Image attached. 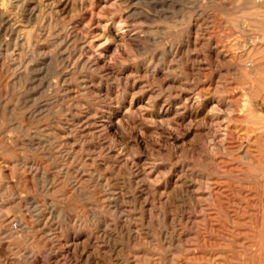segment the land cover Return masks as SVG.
<instances>
[{"label":"rangeland","instance_id":"obj_1","mask_svg":"<svg viewBox=\"0 0 264 264\" xmlns=\"http://www.w3.org/2000/svg\"><path fill=\"white\" fill-rule=\"evenodd\" d=\"M105 1L0 0V263L264 264V0Z\"/></svg>","mask_w":264,"mask_h":264},{"label":"bare ground","instance_id":"obj_2","mask_svg":"<svg viewBox=\"0 0 264 264\" xmlns=\"http://www.w3.org/2000/svg\"><path fill=\"white\" fill-rule=\"evenodd\" d=\"M90 1H91V0H90ZM106 1H107V0H106ZM106 1H105V2H106ZM131 1H132V0H131ZM151 1H152V0H151ZM123 2H124V1H123ZM125 2H127V0H126ZM244 2L246 3V1H244ZM86 3H88V1H87ZM245 3H244V4H245ZM106 4H107V3H106ZM122 4H123V3H122ZM109 6H110V5H109ZM120 6H121V5H120ZM246 6H247V5H246ZM87 7H88V6H87ZM247 7H248V6H247ZM250 8H251V7H250ZM250 8H249V9H250ZM102 9H103V8H102ZM34 12H35V10H34ZM134 12H135V11H134ZM134 12H133V13H134ZM30 14H31V13H30ZM32 15H33V14H32ZM103 15H104V14H103ZM97 20H98V19H97ZM125 20H126V19H125ZM124 23H125V22H124ZM122 28H123V27H122ZM125 28H126V26H125ZM125 28H124V29H125ZM118 29H119V28H118ZM67 30H68V29H67ZM146 31H147V30H146ZM127 32H128V30H127ZM134 32H135V31H134ZM76 33H77V32H76ZM124 33H125V32H124ZM129 33H130V32H129ZM137 33H138V32H137ZM70 34H71V33H70ZM70 34H69L68 37H70ZM125 34H126V33H125ZM132 34H133V33H132ZM127 35H128V34H127ZM75 36L78 37L77 35H75ZM133 36L135 37L136 35H133ZM137 36H138V35H137ZM140 36H142V35H140ZM195 36H196V35H195ZM68 37H67V38H68ZM73 37H74V36H73ZM121 37H122V36H121ZM26 38H27V37H26ZM58 38H59V37H58ZM67 38H66V40L63 39L64 41L61 39L63 42H62V43L59 42V46H58V47H61V45H62V44L64 45V43L67 44V43L69 42ZM70 38H71V37H70ZM70 38H69V39H70ZM126 38H127V37H126ZM131 38H132V37H131ZM162 38H163V37H162ZM71 39H72V38H71ZM71 39H70V40H71ZM77 39H78V38H77ZM83 39H84V38H83ZM139 39H140V38H139ZM57 40H60V39H57ZM61 40H60V41H61ZM78 40H79V39H78ZM86 40H87V39H86ZM91 40H92V39H91ZM91 40H90V41H91ZM131 40H135V39H131ZM136 40H137V39H136ZM136 40H135V41H136ZM76 41H77V40H76ZM87 41H88V40H87ZM70 42H71V41H70ZM70 42H69V43H70ZM73 42H75V41H73ZM83 42H84V41H83ZM129 42H130V41H129ZM86 43H87V42H86ZM133 43H134V42H133ZM139 43H140L141 45H143V44L141 43V40H140ZM60 44H61V45H60ZM71 44H72V43H71ZM81 44H82V42H81ZM134 44H135V43H134ZM134 44H133V45H134ZM69 45H70V44H69ZM82 45H83V44H82ZM85 45H86V44H85ZM89 45H90V44H89ZM138 45H139V44H138ZM74 46H75V45H74ZM77 46H78V45H77ZM93 46H94V45H93ZM134 46H135V45H134ZM139 46H140V45H139ZM54 47H55V46H54ZM80 47H81V46H80ZM87 47H88V46H87ZM63 48H64V47H63ZM84 48H85V47H84ZM138 48H139V47H138ZM67 49H68V48H67ZM71 49H72V47H71ZM74 49H75V48H74ZM79 49H80V48H79ZM81 49H83V48L81 47ZM95 49H96V48H95ZM134 49H136V48H134ZM56 50H59V49L57 48ZM56 50H55V51H56ZM62 50H63V49H62ZM85 50L89 51V50H91V49L88 50V48H87V49H85ZM204 50H205V49H204ZM87 51L85 52V54L89 55V54L87 53ZM92 51H93V50H92ZM29 52H30V51H29ZM29 52H28V53H29ZM42 52H44V51H42ZM63 52H64V51H63ZM66 52H68V51H66ZM83 52H84V51H83ZM94 52H96V50H94ZM99 52H100V51H99ZM54 53H55V52H53V53H51V54H54ZM68 53H70V51H69ZM72 53H73V52H72ZM76 53H77V52H76ZM90 53H91V52H90ZM92 53H93V52H92ZM92 53H91V54H92ZM59 54L61 55V53H59ZM70 54H71V53H70ZM79 54H80V52H79ZM82 54H83V53H82ZM96 54H98V53H96ZM68 55H69V54H68ZM68 55H67V56H68ZM63 56H64V55H63ZM98 56H99V55H98ZM98 56H97V57H98ZM54 57H57V56H54ZM58 57H59V56H58ZM58 57H57V58H58ZM68 57H69V56H68ZM49 58H50V56H49ZM66 58H67V57H66ZM51 59H52V58H51ZM55 59H56V58H55ZM59 59H60V58H59ZM68 59H69V58H68ZM99 59H100V58H99ZM99 59H98V60H99ZM218 59H219V58H218ZM53 60H54V58H53ZM57 60H58V59H57ZM87 60H88V59H87ZM100 60H101V59H100ZM195 60H196V59H195ZM93 61H94V60H93ZM235 62H236V61H235ZM81 63H82V62H81ZM83 63H84V62H83ZM83 63H82V64H83ZM95 63H96V61H95ZM101 63H102V62H101ZM82 64H81V65H82ZM97 64H98V63H97ZM140 64H141V63H140ZM100 65H101V64H100ZM102 65H103V64H102ZM251 65H252V64H251ZM89 66H90V64H89ZM94 66H95V65H94ZM195 66H196V65H195ZM97 69H98V68H97ZM99 71H100V69H99ZM47 72H48V71H47ZM112 72H113V71H112ZM135 72H136V71H135ZM188 72H189V71H188ZM198 72H199V71H198ZM104 73H105V72H104ZM104 73H103V74H104ZM178 73H179V72H178ZM28 74H29V72H28ZM68 74H69V73H68ZM146 74H147V73H146ZM116 75H117V74H116ZM116 75H115V76H116ZM157 75H158V74H157ZM109 76H110V75H109ZM161 76H162V75H161ZM169 76H170V75H169ZM32 77H33V76H32ZM52 77H53V76H52ZM82 77H83V76H82ZM195 77H196V76H195ZM63 78H64V77H63ZM84 78H85V77H84ZM112 78H113V77H112ZM34 79H35V78H34ZM78 79H80V78H78ZM263 79H264V78H263ZM63 80H64V79H63ZM80 80H81V79H80ZM83 80H84V79H83ZM83 80H81V81H82V82H81V86H82ZM113 80H114V79H113ZM113 80H112V81H113ZM191 80H192V79H191ZM126 81H127V80H126ZM85 82H86V78H85ZM100 83H101V81H100ZM87 85H88V84H87ZM202 89H203V88H202ZM105 90H106V89H105ZM100 91H101V89H100ZM104 94H105V93H104ZM33 98H34V97H33ZM61 99H62V97H61ZM107 106H108V104H107ZM65 110H66V109H65ZM39 111H40V110H39ZM74 112H75V111H74ZM78 113H79V112H78ZM78 113H77V114H78ZM80 116H81V115H80ZM101 118H102V117H101ZM66 121H67V120H66ZM89 123H90V122H89ZM71 128H72V127H71ZM106 128H107V127H106ZM89 131H90V130H89ZM91 131H92V130H91ZM222 132H223V131H222ZM99 134H100V133H99ZM74 135H75V134H74ZM43 137H44V136H43ZM86 137H87V136H86ZM229 137H230V136H228V138H229ZM231 137H233V136H231ZM228 138H227V139H228ZM221 140H222V139H221ZM230 140H231V139H230ZM30 141H31V140H30ZM36 141H37V140H36ZM211 141H212V140H211ZM224 141H225V140H224ZM228 141H229V140H228ZM37 142H38V141H37ZM231 142H232V141H231ZM231 142H230V143H231ZM235 142H236V141H235ZM30 143H31V142H30ZM73 143H74V142H73ZM81 143H82V142H81ZM218 143H219V142H218ZM57 144H58V143H57ZM226 144H227V142H226ZM35 146H36V145H35ZM39 146H40V145H39ZM78 146H79V145H78ZM211 146H212V145H211ZM229 146H230V145H229ZM103 147H104V146H103ZM213 147H214V146H213ZM33 148H35V147L33 146ZM94 149H95V148H94ZM250 150H251V149H250ZM250 150H249V151H250ZM252 151H253V150H252ZM99 153H100V152H99ZM244 153H246V152H244ZM13 154H14V153H13ZM201 154H202V153H201ZM246 154H249V153L247 152ZM219 155H220V154H219ZM243 155H244V154H243ZM71 157H72V156H71ZM238 157H239V156H238ZM246 157H247V156H246ZM246 157H245V158H246ZM201 158H202V157H201ZM248 158H249V157H248ZM248 158H246V159H248ZM250 158H251V157H250ZM11 159H13V158H11ZM107 159H108V158H107ZM255 160H257V159H255ZM16 161H17V160H16ZM16 161H15V162H16ZM35 161H36V160H35ZM221 161H222V160H221ZM255 162H256V161H255ZM257 162H258V161H257ZM25 163H26V162H25ZM25 163H24V164H25ZM263 163H264V162H263ZM39 164H40V163H39ZM218 164H219V162H218ZM21 165H22V164H21ZM40 165H41V164H40ZM92 165H94V164H92ZM27 166H28V165H27ZM27 166H26V167H27ZM30 166H31L32 168H35L34 170H37V171L40 170L39 165L36 164V163L34 164V163L32 162V164H30L28 167H30ZM257 166H258V165H257ZM257 166H256V167H257ZM23 167H24V165H23ZM235 167H236V166H235ZM261 167H263V166H261ZM247 168H248V167H247ZM41 169H42V168H41ZM257 169L259 170V167H258ZM29 170H30V169H29ZM43 170H44V169H43ZM261 170H262V169H261ZM263 170H264V169H263ZM27 171H28V169H27ZM40 171H41V170H40ZM229 171H230V170H229ZM33 172H35V171H33ZM94 172H95V171H94ZM41 173H42V172H41ZM95 173H96V172H95ZM39 175H40V173H39ZM236 175H237V174H236ZM36 176L38 177V175H36ZM103 176H104V175H103ZM41 177H42V176H41ZM115 177H116V176H115ZM261 177H262V176H261ZM26 178H27V177H26ZM47 178H48V177H47ZM99 178H100V177H99ZM206 178H207V177H206ZM240 178H243V177H240ZM78 179H79V178H78ZM261 179H262V178H261ZM261 179H260V180H261ZM26 180H27V179H26ZM41 180H42V178H41ZM82 180H83V179H82ZM245 180H246V179H245ZM260 180H258V181H260ZM263 180H264V176H263ZM103 181H104V180H103ZM101 182H102V181H101ZM101 182H100V183H101ZM105 182H106V180H105ZM43 183H45V182H43ZM102 183H104V182H102ZM106 183H107V182H106ZM106 183H105V184H106ZM221 183H223V182H221ZM262 183H263V182H262ZM22 184H23V183H22ZM25 184H26V183H25ZM30 184H31V183H30ZM74 184H75V183H74ZM79 184H80V183H79ZM215 184H216V183H215ZM62 185H63V184H62ZM233 185H234V184H233ZM245 185H246V184H245ZM259 185H260V184L258 183V186H259ZM23 186H24V185H23ZM23 186H22V187H23ZM103 186H104V185H103ZM108 186H109V185H108ZM208 186H209V185H208ZM214 186H215V185H214ZM214 186H213V187H214ZM235 186H236V185H235ZM135 187H136V186H135ZM232 187H233V186H232ZM245 187H246V186H245ZM262 187H263V186H262ZM105 188H106V187H105ZM196 188H197V187H196ZM241 188H243V187H241ZM247 188H248V187H247ZM263 188H264V187H263ZM24 189H25V188H24ZM48 189H49V188H48ZM235 189H236V188H235ZM235 189H234V190H235ZM245 189H246V188H245ZM245 189H244V190H245ZM104 190H106V189H104ZM211 190H212V189H211ZM225 190H226V189H225ZM234 190H233V191H234ZM239 190H240V189H239ZM242 190H243V189H242ZM252 190H253V189H252ZM3 191H4V190H3ZM79 191H80V190H79ZM115 191H116V190H115ZM245 191H246V190H245ZM247 191H248V189H247ZM122 192H123V191H122ZM220 192H221V191H220ZM258 192H259V191H258ZM261 192H262V191H261ZM108 193H109V192H108ZM212 193H213V192H212ZM216 193H217V192H216ZM218 193H219V192H218ZM221 193H222V192H221ZM249 193H250V191H249ZM249 193H248V194H249ZM64 194H65V193H64ZM67 194H68V193H67ZM141 194H142V193H141ZM190 194H191V193H190ZM225 194H226V193H225ZM15 195H16V194H15ZM91 195H92V194H91ZM213 195H214V194H213ZM216 195H217V194H216ZM221 195H223V194H221ZM235 195H236V194H235ZM252 195H253V194H252ZM210 197H211V196H210ZM243 197H244V196H243ZM247 197H248V196H247ZM250 197H251V196H250ZM14 198H15V197H14ZM33 198H34V197H33ZM213 198H214V197H213ZM223 198H224V197H223ZM12 199H13V198H12ZM218 199H219V198H218ZM221 199H222V198L219 199V201H220V203H219L220 206H222V205L224 204V203H222L223 201H221ZM243 199H244V198H243ZM245 199H246V198H245ZM33 200H34V199H33ZM33 200H32V201H33ZM53 200H54V199H53ZM210 200H211V199H210ZM237 200H238V199H237ZM248 200H249V199H248ZM248 200H247V201H248ZM11 201H12V200H11ZM11 201H10V203H11ZM13 201H14V200H13ZM16 201H18V199H17ZM16 201H15V202H16ZM19 201L21 202V201H23V199H21V200H19ZM27 201H28V200H27ZM30 201H31V200H30ZM47 201H48V199H47ZM55 201H56V200H55ZM212 201H213V200H212ZM33 202H34V201H33ZM226 202H227V201H226ZM21 203H22V202H21ZM30 203H31V202H30ZM215 203H216V202H215ZM237 203H238V202H237ZM14 204H16V203H14ZM31 204H32V203H31ZM33 204H34V203H33ZM35 204H36V203H35ZM212 204H213V203H212ZM221 204H222V205H221ZM234 204H235V203H234ZM19 205H20V204H19ZM19 205H18V206H19ZM23 205H25V203H23ZM114 205H115V204H114ZM117 205H118V204H117ZM205 205H206V204H205ZM226 205H227V203H226ZM243 205H244V204H243ZM115 206H116V205H115ZM223 206H224V205H223ZM241 206H242V205H241ZM58 207H60V206H58ZM116 207H117V206H116ZM243 207H244V206H243ZM61 208H62V207H61ZM229 208H230V207H229ZM55 209H56V208H55ZM62 209H63V208H62ZM169 210H170V209H169ZM212 210H213V209H212ZM224 210H225V209H224ZM47 211H48V210H47ZM57 211H58V210H57ZM209 211H210V210H209ZM221 211H222V210H221ZM227 211L230 212V210H227ZM58 212H59V211H58ZM229 212H228V213H229ZM236 212H237V211H236ZM25 213H26V212H25ZM55 213H56V212H54V214H55ZM57 214H58V213H57ZM230 214H231V213H230ZM230 214H229V215H230ZM2 215H3V214H2ZM4 215H5V214H4ZM229 215H228V216H229ZM245 215H246V214H245ZM127 216H128V215H127ZM209 216H210V215H209ZM74 217H75V216H74ZM212 217H213V216H212ZM71 218H72V217H71ZM148 218H149V217H148ZM214 218H215V217H214ZM232 218H233V217H232ZM10 220H11V219H10ZM69 220H70V219H69ZM74 220H75V218H74ZM107 220H109V219H107ZM198 220H199V219H198ZM150 221H151V220H150ZM216 221H217V220H216ZM4 222H5V221H4ZM69 222H70V221H69ZM73 222H74V221H73ZM119 222H120V221H119ZM211 222H212V221H211ZM211 222L209 221V223H211ZM21 223H22V222H21ZM71 223H72V222H71ZM71 223H70V224H71ZM106 223H107V222H106ZM221 223H222V222H221ZM1 224H2V223L0 222V230H1ZM11 224H12V223H11ZM22 224H23V223H22ZM120 224H121V223H120ZM122 224H124V223H122ZM126 224H127V223L125 222V225H126ZM204 224H205V223H204ZM231 224H233V223H231ZM209 225H210V224H209ZM8 226H9V225H8ZM46 226H48V225H46ZM73 226H74V224H73ZM101 226H102V225H101ZM105 226H107V225L105 224ZM118 226H119V225H118ZM6 227H7V226H6ZM21 227H22V225H21ZM119 227L121 228V226H119ZM210 227H211V226H210ZM11 228H12V227H11ZM34 228H35V227H34ZM47 228H48V227H46V229H47ZM66 228H67V227H66ZM13 229H14V228H13ZM17 229H18V228H17ZM77 229H78V228H77ZM121 229H122V228H121ZM215 229H216V228H215ZM35 230H36V229H35ZM128 230H129V228H128ZM220 230H221V229H220ZM2 232H4L5 235H6V233H7V234H8V233L10 234V233H11V229H7V230H4V231H3V229H2ZM16 232H17V231H16ZM16 232H14V233H16ZM43 232H44V231H43ZM210 232H211V230H210ZM0 233H1V232H0ZM71 233H72V232H71ZM80 233H83V232H80ZM216 233H217V232H216ZM216 233H215V234H216ZM238 233H239V232H238ZM12 234H13V232H12ZM16 234H17V233H16ZM42 234H45V233H42ZM89 234H90V233H89ZM107 234H108V233H107ZM212 234H213V233H212ZM215 234H214V235H215ZM218 234H219V233H218ZM241 234H242V233H241ZM27 235H28V234H27ZM1 236H2V235H1ZM6 236H7V235H6ZM11 236H12V235H11ZM14 236H15V235H13V237H14ZM87 236H88V235H87ZM87 236H86V237H87ZM120 236H121V235H120ZM223 236H224V235H223ZM71 237H73V236H71ZM6 238H8V237H6ZM73 238H74V237H73ZM1 239H3V238H1ZM115 239H116V238H115ZM204 239H205V238H204ZM3 240H4V239H3ZM5 240H6V239H5ZM17 240H18V239H17ZM207 240H208V239H207ZM6 241H7V240H6ZM15 241H16V239H15ZM45 241H46V240H44V242H45ZM69 241H70V240H69ZM77 241H78V240H77ZM51 242H52V241H51ZM51 242H50V244H51ZM73 242H74V241H73ZM177 242H178V241H177ZM205 242H206V241H204L203 244H205ZM207 242H208V241H207ZM213 242H214V241H213ZM48 243H49V242H48ZM74 243H75V242H74ZM74 243H73V244H74ZM115 243H116V241H115ZM209 243H210V242H209ZM10 244H11V243H10ZM15 244H16V243H14L13 245H15ZM42 244H43V243H42ZM52 244H53V243H52ZM52 244H51V245H52ZM76 244H77V243H76ZM103 244H104V243H103ZM203 244H202V245H203ZM207 244H208V243H207ZM217 244H219V243H217ZM51 245H50V246H51ZM53 246H54V244H53ZM90 246H91V245H90ZM41 247H42V246H41ZM93 247H94V246H93ZM105 247H106V246H105ZM203 247H204V246H203ZM209 247H210V245H209ZM217 247H218V246H217ZM96 248H97V247H96ZM113 249H114V248H113ZM33 251H34V249H33ZM52 251H53V250H52ZM55 251H56V249H55ZM4 252H5V251H4ZM31 252H32V251H31ZM31 252H30V253H31ZM48 252H49V251H48ZM236 252H237V251H236ZM53 253H54V252H53ZM43 256H44V255H43ZM50 256H51V255H50ZM33 257H34V256H33ZM44 257H45V256H44ZM72 257H73V256H72ZM218 257H219V256H218ZM5 258H6V257H5ZM56 258H57V257H56ZM58 258H59V257H58ZM60 258H61V257H60ZM60 258H59V259H60ZM215 258H216V257H215ZM43 259H44V258H43ZM43 259H41V257L38 255V256H36V257L34 258V261H33V262L31 261V262H32V264H43V263H42V260H43ZM52 259H53V258L50 257V258H49V261L52 260ZM189 259H190V258H188V260H189ZM191 260H192V259H191ZM44 261H45V260H44ZM31 262H30V263H31ZM63 262H64V261H63ZM50 263H51V262H50ZM57 263H58V262H57ZM61 263H62V262H61ZM233 263H234V262H233ZM0 264H1V263H0ZM180 264H181V263H180ZM245 264H246V263H245Z\"/></svg>","mask_w":264,"mask_h":264}]
</instances>
